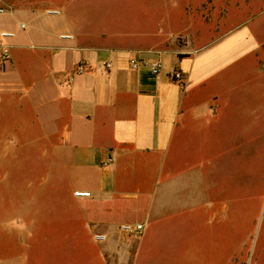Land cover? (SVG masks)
<instances>
[{
    "label": "crops",
    "instance_id": "1",
    "mask_svg": "<svg viewBox=\"0 0 264 264\" xmlns=\"http://www.w3.org/2000/svg\"><path fill=\"white\" fill-rule=\"evenodd\" d=\"M5 13L0 31L15 36L0 63L3 167L25 177L35 158L66 190L49 201H0V264H154L169 260V246L181 264H210L220 247L235 264V228L238 247L250 233L236 201H264V171L246 166L248 188L235 185L229 160L264 141V80L251 78L264 43L247 23L181 51L139 47L127 38L141 33L92 24L59 0H20ZM132 57L146 62L133 68ZM136 222L141 235L121 230Z\"/></svg>",
    "mask_w": 264,
    "mask_h": 264
},
{
    "label": "rangeland",
    "instance_id": "2",
    "mask_svg": "<svg viewBox=\"0 0 264 264\" xmlns=\"http://www.w3.org/2000/svg\"><path fill=\"white\" fill-rule=\"evenodd\" d=\"M2 1L9 9L10 5L20 0ZM59 3L63 12L82 11L90 17L92 24L104 26L108 30L141 33L139 38H127L139 47L194 51L243 23H247L252 35L264 43V0H59ZM1 15L4 14H0V17ZM1 26L0 23V28ZM262 52L264 57V48ZM259 67L260 69L251 67L252 80L258 76L264 80V63ZM262 128L264 129V124ZM234 151V156L229 160H234L235 163V185L246 184L245 187L248 188L247 183H244L247 179L244 169L250 166L252 171H264V141H249L245 148ZM5 160L0 157V201H49L51 197L65 196L63 182L55 184L59 189H54L51 175L49 179L46 174L40 173L41 167L35 158L26 159V167L31 172L25 177L3 167ZM16 160L14 164L17 170L18 159ZM255 185L252 182L250 187L252 197L258 193L259 187L256 188ZM238 191L245 196L249 193L247 190L242 192L240 188H237L236 192ZM214 203L216 208L218 204L221 206L222 201ZM236 212L249 215L250 233L249 244L245 237V246L241 248L238 247V238L242 235L235 228V248L241 249L235 255V264H264V201H236ZM229 233L232 235V232ZM169 248V260L154 264H181V254L174 246ZM232 255L225 248L221 251L220 247V252L214 253V261L210 264H231ZM207 262L204 258L203 264Z\"/></svg>",
    "mask_w": 264,
    "mask_h": 264
},
{
    "label": "built area",
    "instance_id": "3",
    "mask_svg": "<svg viewBox=\"0 0 264 264\" xmlns=\"http://www.w3.org/2000/svg\"><path fill=\"white\" fill-rule=\"evenodd\" d=\"M8 10L6 4L2 0H0V14L5 13ZM52 14H60V10L54 9L49 11ZM15 36V33L13 31L4 30L0 32V63L4 64L8 61L10 52H9V45L5 42L6 39L13 38ZM63 37H71V35H63ZM146 61H143L142 59H139L138 57H132L130 59V64L133 68L139 67L142 63H145ZM148 64L150 66V69L152 73L158 74L160 73L162 69V63L159 59H152L148 61ZM107 67H110V64H106ZM86 70V63L81 62L79 63L77 67V72L82 73ZM173 78L177 81L183 79V73L179 69H175L173 72ZM113 162V158L109 157L106 161V164H110ZM75 195L77 197H88L91 195L90 191H82L78 190L75 191ZM144 223L136 222L133 224H123L121 226V230L124 232H127L132 235H141L144 231ZM96 239L99 241H103L106 239V236L104 234L98 233L96 234Z\"/></svg>",
    "mask_w": 264,
    "mask_h": 264
}]
</instances>
